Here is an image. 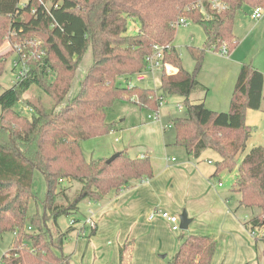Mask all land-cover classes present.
Listing matches in <instances>:
<instances>
[{"label": "trees", "instance_id": "1", "mask_svg": "<svg viewBox=\"0 0 264 264\" xmlns=\"http://www.w3.org/2000/svg\"><path fill=\"white\" fill-rule=\"evenodd\" d=\"M210 1L30 0L22 7L21 0H0V47L9 32L19 38L37 36L46 47L45 56L29 64L22 82L7 90L0 83V235H14L12 248L0 264H72L63 249L74 228L62 232L58 220L74 219L82 202H101L134 182L154 177L149 157L131 159L120 152L111 164L108 159L88 161L81 145L85 134L101 138L113 133L116 125L107 116L119 100L158 112L167 95L183 97L187 110L186 117L172 120L175 145L194 158L205 151L217 153L215 175L236 172L233 191L240 196V207L261 211L246 227L255 248L264 245V148L256 147L238 160L253 131L246 125V114L262 107L264 74L251 64L242 65L228 113L211 111L192 100L203 90L197 75L206 49L218 52L227 45L232 53L240 43L234 33L237 16L245 9H264V0H220L226 6L222 12L213 10ZM182 18L205 35L203 49H188L196 64L194 73L183 68L174 46L176 24ZM131 23L139 32L130 34ZM155 47L165 49L164 62L177 74L163 73L157 89L120 86V79L147 69ZM88 49L93 66L77 96L64 105ZM6 67L7 58L0 57V80ZM32 90L37 94L24 100ZM20 102L31 117L17 112ZM35 170L44 175L47 193L43 212L29 217ZM76 183L82 188L70 199L67 192ZM181 242L171 264H212L217 251L213 238L190 236ZM127 248L128 244L120 249L121 264Z\"/></svg>", "mask_w": 264, "mask_h": 264}, {"label": "rangeland", "instance_id": "2", "mask_svg": "<svg viewBox=\"0 0 264 264\" xmlns=\"http://www.w3.org/2000/svg\"><path fill=\"white\" fill-rule=\"evenodd\" d=\"M28 1L30 0H21L20 5L23 7L28 3ZM251 14L252 11L245 10L243 12H240L237 17V21L234 27V33L236 37H238L240 43L232 53L229 52L227 56H222L220 52L206 49L205 60L200 72L197 75V79L205 86L211 87L210 96L206 104L207 107L211 110L216 109L221 113H228L230 110L231 100H229V102L226 104V110H221L223 109V104H218V96L223 95L225 92L227 93V90H229V85L227 88V83H225V75L227 71L233 69L235 70V68H231L232 64L227 63L228 60L232 59V61L234 62L233 64H251L264 74V15L261 20L256 21L251 18ZM134 30L135 28L131 23L129 26L130 34L133 33ZM33 41L37 43L33 44ZM204 43L205 35L199 26L190 23L189 27L178 28L174 46L180 54L182 66L186 71L194 73L196 69V64L188 50L189 47L203 49ZM25 45L27 46L24 47ZM19 48H22L24 55L27 56V59L29 55L41 54L42 51L46 54V47L41 38L37 36L29 37V39L19 38L15 35V33L10 34L9 32V34L5 36V42H3L0 47V57L7 58L6 71L0 80L3 89L5 90L10 89L12 87V82H14L15 80V75L13 72V59L15 58L14 56H17L16 53ZM38 60L39 59L35 60L34 58H30L29 64L32 65L33 63L38 62ZM92 66L93 53L91 49H88L78 67L72 90L64 101V105L77 96L81 87V82L84 80ZM237 77L238 75L234 76V78L230 80L232 93L237 81ZM118 84L122 87H125L126 79H120ZM159 85L160 76H158L156 87H159ZM142 86L151 87L154 89L156 88L154 87L155 85L151 84V82L149 81L143 83ZM214 87H216V90L214 89ZM37 92V90L28 92L24 96V100L27 98H33L37 94ZM204 95L205 92L200 90L194 94V98H203ZM15 109L21 115L31 117L32 113L27 108L26 104H24V102L18 103ZM186 114L187 110L184 105V98L179 95L165 96V104L160 109V120L155 119L156 112L154 111L139 107L126 100H119L115 104L113 110H111L107 116L108 122L114 123L116 125V130L114 131V133L109 134L105 137L96 138L97 140L92 142L88 149L84 147L82 142L81 145L83 152L87 160L90 161L91 158L95 157L96 155L113 153L114 151H116V153H120L122 151H125L126 149L129 150V148L132 147L134 149H130L128 151V153L132 152V154L128 155L131 159H136L137 155L135 154V152H139L140 146H143V148H145L148 145H153L154 147H157L158 145L159 148L156 149V155L161 156L163 155L164 136L162 135V130L160 129L161 125L159 123L162 122L166 127H172V120L176 118L186 117ZM246 125L252 127L253 131L251 134V138L249 139V142L247 144L246 150L238 157L239 162H241L244 156L247 155L252 149L256 147L264 148V98L260 110L247 112ZM164 134L166 136L167 143H169V145H171L174 150L173 146L175 145L174 142H176L175 129L172 127L171 129H168ZM116 139H118L119 142H116ZM113 155H111L109 158H111ZM148 156L150 157L153 166V153L149 154ZM208 156L213 159V161H216L218 157L220 159V156L213 151H209ZM235 174L236 172H225L222 173L220 177V180L225 185V189H223L225 195L231 194L230 192L233 189L236 180ZM81 188L82 185L80 183H76L74 188L67 192L68 197L70 199H73L79 193ZM32 192L34 198L30 201L29 204V217L34 216L36 213L43 212V203L46 199V179L39 170H35L34 172ZM236 198L237 197L234 198L231 206H235L237 204ZM59 200L61 201L60 198ZM88 203L89 202L86 201L82 202L80 205V212L79 214H77V216L80 217L82 223L79 224L78 227L83 226V223L86 221ZM240 212L242 221H244L245 219L249 221L254 216H257L261 211L259 209H242ZM181 213H178V215H181ZM72 218V216H63L58 220V225L62 232H66L70 227V222L73 220ZM204 223H206V219L200 218L195 221L194 226L197 225L199 228H201ZM194 226L191 227L188 231L180 229L178 232H174L171 227H169L168 233H170L174 237L176 243L179 245V242H181L182 240L181 236L186 238L188 235H190L192 229L196 228ZM84 228L88 232L89 236L86 241L83 240L84 242H82V244H78L76 241V237L73 236L74 234H72V231L67 242L64 245L63 253L67 256L70 255L72 264H120L119 253L117 251L119 248L118 244L120 243L119 240L112 235H92L93 231L89 226H85ZM252 238L254 237L251 234L246 235L243 238V241L246 242L245 247H240L239 243H237L239 241L236 238H234L233 242L230 239H214L217 242L219 251L217 263L264 264V259L262 258L264 245L263 243H260L259 248L256 249L255 240ZM13 241L14 235L11 233L2 236L0 235V258L11 250ZM133 249L134 250L131 252L124 264H171L177 253L171 252L169 250H163L155 252L154 256H152L148 253L147 248H144L143 246L140 247L137 244ZM213 262H215L214 264H216V261Z\"/></svg>", "mask_w": 264, "mask_h": 264}, {"label": "crops", "instance_id": "3", "mask_svg": "<svg viewBox=\"0 0 264 264\" xmlns=\"http://www.w3.org/2000/svg\"><path fill=\"white\" fill-rule=\"evenodd\" d=\"M227 63L232 64L231 68H235V70H229L225 75V83H227V88L229 85V90H227V93L225 92L223 95L218 96V104H223V109L221 110H226L225 106L232 97L230 80L234 76L239 75L242 65L245 64H233L232 59L228 60ZM158 76L161 78V74L157 73L155 80L148 76L144 81L138 82L136 85L146 89H154L143 87L142 84L149 81L156 87ZM199 83L203 86L202 91L205 92V95L203 98H194L195 96L193 95L192 100L195 104H204L207 109L211 110L206 105L211 87L205 86L200 81ZM156 88L159 87L157 86ZM214 89L216 90V87ZM211 111L219 112L216 109ZM159 124L164 136L163 155H156V149L159 148L158 145L157 147L148 145L145 148L140 146L139 152H135L136 158L149 157L148 155L153 153L154 177L147 181L134 182L129 188L120 193H112L101 202H89L86 216L87 218H93L97 224V229L92 232V235L101 234V236L112 235L116 237L120 242L117 250L119 259L120 249L128 244L122 264L125 263L136 244L147 248L148 253L152 256H154L155 252L163 250L176 253L178 251L175 250H179L182 242H179L178 245L174 237L168 233L171 225L160 218L153 221L148 219L155 208H162L174 215L186 210L189 218L192 219L189 229L195 225L196 220L200 218L206 219V223L201 228L197 225L194 226L196 228L192 229L191 234L187 237L207 236L215 240L230 239L232 242L236 238L239 241L237 242L239 246L245 247L246 242L243 241V238L246 235H250L246 227L248 221L246 219L242 221L240 217V211L245 208L240 207L239 194L234 192L233 189L230 195H225L223 192L225 185L220 180L222 174L215 175L216 163L220 161L219 157L216 161H213L208 156L209 151H205L199 158H194L189 156L185 149L182 150L183 148L176 145L173 146V150L172 146L167 143L164 134L172 127H166L162 122ZM96 140L93 136L85 134L83 145L88 149L90 144ZM116 142H119V140L116 139ZM130 149L133 150L134 148L130 147ZM129 150L126 149L122 152L129 156L132 154V152L128 153ZM114 153L117 154L114 151L113 153L96 155L91 160L106 159ZM173 159L175 160L173 161ZM235 197H237V204L231 206ZM75 219L79 222L73 227L72 234L76 237L77 243L82 244L89 237L88 232L85 228L78 227L82 223L80 217L76 216ZM216 253L217 256L215 254L213 261L218 264V245Z\"/></svg>", "mask_w": 264, "mask_h": 264}, {"label": "built area", "instance_id": "4", "mask_svg": "<svg viewBox=\"0 0 264 264\" xmlns=\"http://www.w3.org/2000/svg\"><path fill=\"white\" fill-rule=\"evenodd\" d=\"M211 4V8L215 11L218 12H222L226 10V6L220 1V0H211L210 1ZM200 12L203 16H206V11L203 7H200ZM264 15V9L260 8V7H256L252 10V14H251V18L253 20L259 21L263 18ZM191 23V21L187 20V19H180V21L176 24V27H189V24ZM135 32H139V30H135ZM14 33V32H13ZM11 33V34H13ZM37 43L35 41H33V44ZM29 44V43H28ZM40 44V43H38ZM27 45H25L24 47H26ZM221 53L222 56H227L229 54V50H228V46L227 45H223L220 50L218 51ZM45 56V52L42 51L41 54H31L29 55L28 59L27 56L24 55V52L22 50V48H19L16 55L14 56L15 58L13 59V72L15 75V80L14 82H12V85H16L20 82H22L28 75L29 72V60L30 58H34L35 60L39 59L42 56ZM164 58H165V49L162 47H155L153 53L148 56L147 58V62H148V67L147 69L142 72L139 73L135 76H131L128 79H126V88L131 89L135 86H137L136 84L138 82H142L144 81L148 76H151L153 80H155V76L157 73H160L161 75L163 73H165L168 76H172L177 74L178 70L176 68H174L173 66L167 64L164 62ZM165 104V100L163 99L160 102V109L164 106ZM160 109L158 112H156V116L155 119L156 120H160ZM175 159H173L174 161ZM162 219L165 220L166 222H168L171 227L172 230L174 232H178L180 230V218L178 215H174L171 214L170 212H167L161 208H155L149 215V220L153 221L155 219ZM77 225V222L73 219L70 222V226L74 227ZM85 226H89L92 231H95L97 229V224L96 222L93 220V218H86V221L83 223V226H81L82 228H84Z\"/></svg>", "mask_w": 264, "mask_h": 264}, {"label": "water", "instance_id": "5", "mask_svg": "<svg viewBox=\"0 0 264 264\" xmlns=\"http://www.w3.org/2000/svg\"><path fill=\"white\" fill-rule=\"evenodd\" d=\"M117 157H119V153L114 154L111 158L107 160V164H111ZM180 218V229L181 230H188L190 224L192 223V219L189 218L188 213L184 210L181 215L179 216Z\"/></svg>", "mask_w": 264, "mask_h": 264}]
</instances>
